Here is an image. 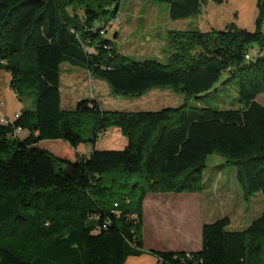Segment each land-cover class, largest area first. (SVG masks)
Returning <instances> with one entry per match:
<instances>
[{
	"label": "trees",
	"instance_id": "1",
	"mask_svg": "<svg viewBox=\"0 0 264 264\" xmlns=\"http://www.w3.org/2000/svg\"><path fill=\"white\" fill-rule=\"evenodd\" d=\"M122 1L0 0V70L20 102L36 94L34 107L0 124V264H127L146 254L156 264H264V213L243 231L230 230L229 217L204 224L198 252L147 253L143 239L145 198L204 193L212 155L235 169L247 201L264 197V106L256 102L264 94V0L254 32L235 23L170 32L167 63L136 61L106 38ZM153 1L169 6L173 22L200 16L209 2ZM65 64L133 98L171 89L201 99L230 74L240 108L187 101L122 112L93 97L65 109ZM110 128L122 131L125 149H96ZM82 144L93 146L90 156Z\"/></svg>",
	"mask_w": 264,
	"mask_h": 264
},
{
	"label": "rangeland",
	"instance_id": "2",
	"mask_svg": "<svg viewBox=\"0 0 264 264\" xmlns=\"http://www.w3.org/2000/svg\"><path fill=\"white\" fill-rule=\"evenodd\" d=\"M213 0L200 16L190 22H172L169 19V6L153 0H123L118 18L107 29L106 38L114 42L119 52L136 61L156 60L167 63L170 56L168 34L172 31H187L198 29L211 32L209 28L216 19L221 22L215 25L217 30L238 16L239 28L255 31L258 15L257 0ZM206 33V32H205ZM61 77L63 108L73 109L79 101L97 98L107 110L122 112H158L166 108H177L189 101L201 108L218 110L240 108L238 103V78L224 74L212 94L201 99L190 98L176 94L171 89H156L140 98L116 95L106 82L92 77L88 72L63 65ZM11 76L0 70V100L5 102V113L13 114L15 109L34 107L36 94L24 97L20 102L10 87ZM74 102V103H73ZM257 103L264 106V94ZM74 104V105H73ZM13 117V116H11ZM26 135L22 133L21 137ZM128 145L127 138L118 128H110L106 135L97 140V150H123ZM79 152L90 156L93 152L91 144H82ZM205 200L209 205V213L203 205L201 211L203 220L215 222L229 217L230 230L243 231L264 213V197L258 193L249 201L244 198L237 183L235 169L227 166L219 155L209 157L207 169L204 171ZM176 195V194H169ZM194 202V204H198ZM176 208L180 205L174 204ZM192 227L199 226V216H196ZM148 253V252H147ZM149 254L141 258H131L127 264H154Z\"/></svg>",
	"mask_w": 264,
	"mask_h": 264
},
{
	"label": "crops",
	"instance_id": "3",
	"mask_svg": "<svg viewBox=\"0 0 264 264\" xmlns=\"http://www.w3.org/2000/svg\"><path fill=\"white\" fill-rule=\"evenodd\" d=\"M211 2L207 3V8ZM169 15V14H168ZM238 16L232 22L226 24H237ZM258 16V15H257ZM170 19V17H169ZM171 20V19H170ZM172 21V20H171ZM188 20L187 22H190ZM173 22V21H172ZM179 22V21H178ZM221 21L216 19L212 22L208 31L218 25ZM241 28V27H240ZM202 32H207L198 28ZM223 29V30H224ZM256 29V26H255ZM62 92V88H61ZM97 101L98 99L95 98ZM74 103V102H73ZM62 105L64 107L63 99ZM74 105V104H73ZM102 105V104H101ZM75 107V106H74ZM103 107V106H102ZM104 108V107H103ZM69 109V108H65ZM105 109V108H104ZM23 110V109H22ZM20 109H15L13 114L5 113L8 117L20 114ZM107 110V109H106ZM24 135L22 138H25ZM81 153V152H80ZM86 155L85 152L81 153ZM206 193L202 194H149L143 203V239L144 250L161 252H198L202 249V229L204 224L210 223L203 220L202 209L207 208L205 200ZM198 204H194L197 202ZM178 204L180 208L173 205ZM196 216H199V226L192 227L191 223L196 222ZM152 258V257H151ZM153 263L156 264L153 258Z\"/></svg>",
	"mask_w": 264,
	"mask_h": 264
},
{
	"label": "built area",
	"instance_id": "4",
	"mask_svg": "<svg viewBox=\"0 0 264 264\" xmlns=\"http://www.w3.org/2000/svg\"><path fill=\"white\" fill-rule=\"evenodd\" d=\"M247 59H250L249 56H247ZM5 102L0 100V124L3 125H9L14 123L15 120H17L19 118V115H14L13 117H8L5 112ZM20 132V129L17 131Z\"/></svg>",
	"mask_w": 264,
	"mask_h": 264
},
{
	"label": "water",
	"instance_id": "5",
	"mask_svg": "<svg viewBox=\"0 0 264 264\" xmlns=\"http://www.w3.org/2000/svg\"><path fill=\"white\" fill-rule=\"evenodd\" d=\"M66 175L68 176V177H72V172H71V170L70 169H67L66 170Z\"/></svg>",
	"mask_w": 264,
	"mask_h": 264
}]
</instances>
